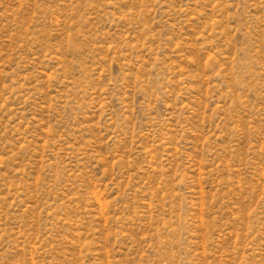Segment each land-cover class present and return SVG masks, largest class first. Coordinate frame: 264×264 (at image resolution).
I'll list each match as a JSON object with an SVG mask.
<instances>
[{"label":"rangeland","instance_id":"374dc122","mask_svg":"<svg viewBox=\"0 0 264 264\" xmlns=\"http://www.w3.org/2000/svg\"><path fill=\"white\" fill-rule=\"evenodd\" d=\"M0 264H264V0H0Z\"/></svg>","mask_w":264,"mask_h":264}]
</instances>
